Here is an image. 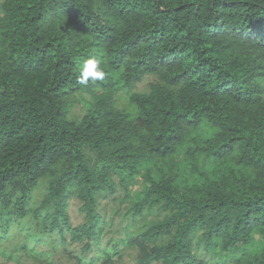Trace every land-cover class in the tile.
Instances as JSON below:
<instances>
[{
    "label": "trees",
    "instance_id": "16d2710c",
    "mask_svg": "<svg viewBox=\"0 0 264 264\" xmlns=\"http://www.w3.org/2000/svg\"><path fill=\"white\" fill-rule=\"evenodd\" d=\"M0 46V240L26 231L27 216V230L63 236L72 199L88 217L75 235L99 236V195L116 191L113 173L128 188L147 154H174L185 128L204 120L216 131L189 155L237 152L252 175L233 188L207 182L196 197L180 195L171 179L153 182L135 213L159 204L169 214L125 239L137 250L134 264H204L193 233L202 231L210 250L243 252L264 231V0H5ZM93 49L104 78L82 85ZM115 74L129 87L148 74L164 78L132 94L135 120L114 106ZM93 86L106 92L70 118L74 91ZM87 149L100 158L95 164ZM42 180L44 198L31 205ZM12 201L17 210L3 212ZM36 254L60 264L52 252ZM74 257L110 263L112 253ZM234 264H264V251Z\"/></svg>",
    "mask_w": 264,
    "mask_h": 264
},
{
    "label": "rangeland",
    "instance_id": "374dc122",
    "mask_svg": "<svg viewBox=\"0 0 264 264\" xmlns=\"http://www.w3.org/2000/svg\"><path fill=\"white\" fill-rule=\"evenodd\" d=\"M4 2L5 0H0V16H3ZM1 54L0 46V57ZM92 54V58L102 62L101 52L93 49ZM114 77L115 85L112 89L114 106L133 120L137 117L138 106L132 100V94L148 92L152 83L164 82L161 75L148 74L129 87L119 79L118 74H115ZM257 80L264 86V76L258 77ZM104 92H106L105 89L96 86L90 90H75L72 95L74 105L68 116L70 118L82 117L93 106L95 98ZM215 131L216 129L206 120L197 127H186L184 139L177 151L166 158L147 154L140 162L138 172L133 175L128 188L122 186L119 175L113 173L117 184L116 191L110 193L105 190L99 195L98 212L101 217L99 236L88 238L84 234L75 235L76 232L72 229L84 228L88 223V217L86 212L81 209L82 202L72 199L68 207L70 228L65 226L63 236L57 231H48L49 228H45V231H37V233L27 230L31 224H34V219L27 216L23 219L26 231L3 237L0 240V264H46L44 260H42L43 263L40 262V258L36 254L40 252H52L53 259L60 264H81L76 261L75 255L83 254L88 260L97 258L104 250L112 253L111 262L106 263V258L101 257L90 264H134L137 250L133 245L125 243V239L132 234L143 232L154 221L169 214V211L163 209L159 204L152 208L146 206L143 214L135 213V205L144 199L153 182L171 179L180 195L196 197L197 187L207 182L233 188L238 185L239 179L252 175L250 168L236 162L237 152L227 159H215L205 154H198L195 157L189 155L188 151L191 147L196 144H204V141L211 137ZM86 153L92 164L100 159L89 149L86 150ZM45 192L46 183L45 180H42L32 195L31 205L39 206ZM15 204V201L10 202L8 210L5 209L3 212L17 210V204ZM253 238V243L243 252L233 248L225 250L218 245L210 250L203 240V232L197 231L192 234L193 253L204 264H234L236 258L242 255L245 257L262 254L264 231H255ZM31 249H35V255Z\"/></svg>",
    "mask_w": 264,
    "mask_h": 264
},
{
    "label": "clouds",
    "instance_id": "9594fccd",
    "mask_svg": "<svg viewBox=\"0 0 264 264\" xmlns=\"http://www.w3.org/2000/svg\"><path fill=\"white\" fill-rule=\"evenodd\" d=\"M100 63L95 58L85 60L80 68L79 83L87 85L90 78L92 80H102L104 78V70Z\"/></svg>",
    "mask_w": 264,
    "mask_h": 264
}]
</instances>
